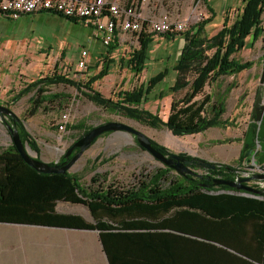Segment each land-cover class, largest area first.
Listing matches in <instances>:
<instances>
[{"label": "rangeland", "instance_id": "rangeland-1", "mask_svg": "<svg viewBox=\"0 0 264 264\" xmlns=\"http://www.w3.org/2000/svg\"><path fill=\"white\" fill-rule=\"evenodd\" d=\"M223 1L214 0L217 12L208 27L209 36L222 29L225 19L232 25L240 14L242 2H233L234 8L221 14ZM205 3V0L200 3L199 0H150L149 8L157 16L169 14L173 21L189 18L188 30H191L202 20L210 19L206 16ZM201 13L204 15L200 16ZM8 39L22 42L17 48H9L36 50L39 62L29 76L26 70H17L20 73L14 75L12 82L4 84L0 81V105L9 107L24 121L40 150L39 153L30 152L44 162L60 157V152L72 139L86 129L105 122L122 121L173 153H185L232 167L240 165L245 133L264 70V6L257 27L246 35L237 34L228 39L225 51L227 70L205 89L217 108L214 124L203 133L188 137H176L164 125L171 110L172 95L160 97L176 81V72L171 66H175L180 57L183 33L167 37L152 35L150 59L143 69L129 65L113 69L115 61H108L106 70H98L93 77L87 73L88 68L75 70L74 63L81 59L83 49L95 57L106 47L101 40L94 38L91 29L82 24L47 13L23 16L16 21L0 15V43ZM39 39L46 44L40 45L36 42ZM130 42V37L126 38V47L124 45L115 52V55H123L124 62L129 60L134 49L140 48V42L135 45ZM166 68V79L159 82L151 93L141 92L152 77ZM4 71L0 69L1 74ZM68 109H71L72 124L62 139L58 125L61 115ZM11 140V134L0 117V264H31L25 261L27 241L35 246L38 253L39 263L34 264H154L155 256L162 253H144V237L132 232L153 227L154 221L150 217L143 219L136 213L156 206L155 203L145 199L110 205L109 208L120 210L118 217H96L91 210L99 202L86 194L91 191L92 172L84 175V192L76 176L70 173L65 179L55 177L53 181L46 177L35 178L34 173L13 160L15 148ZM97 153L119 155L100 170V182L106 179L108 186L129 188L134 176L158 167L153 158L144 157L134 142L122 133L100 139L91 151L86 152L82 163L91 161ZM180 186L185 188L184 182ZM194 192L201 198L202 208L198 212L203 219L206 209L212 208V213L221 211V220L213 217L210 224L216 230L221 229L227 238L231 233L244 231L241 223L248 221L250 215L256 218L264 204V198L262 201L252 200L253 208L246 213L243 212V204L248 198L244 193H215L199 189ZM169 210L172 215L173 209ZM179 211L183 223L174 242L178 255L183 252L184 240L188 236L185 219L191 209L181 204ZM170 216L165 211L161 219L166 220ZM38 223L104 228L106 232H101L99 237L103 248L95 249L94 238L82 237L90 236L88 234L75 236L43 231L34 227ZM200 240L199 263L202 261L203 243ZM222 243L220 246L234 250L230 242Z\"/></svg>", "mask_w": 264, "mask_h": 264}, {"label": "trees", "instance_id": "trees-1", "mask_svg": "<svg viewBox=\"0 0 264 264\" xmlns=\"http://www.w3.org/2000/svg\"><path fill=\"white\" fill-rule=\"evenodd\" d=\"M134 0H128L131 2ZM206 1V0H205ZM242 8L237 20L232 25H229V20L225 19L222 29L215 35L209 36L208 27L212 24L213 19L202 20L191 30L183 33L184 44L180 52V57L176 66L172 68L176 72V81L168 87L166 93H161L160 97L167 94L172 95L171 110L167 121L164 125L176 137H188L203 133L208 130L215 122L217 108L214 105L212 96L205 93V89L212 82L220 78L228 67L227 50L228 39L237 35H246L257 27L261 21L264 0H242ZM67 19V18H65ZM71 22L77 23V20L67 19ZM173 33L165 34V36H172ZM152 35H143L140 37V48L133 50L127 65L143 69L150 59L149 53L152 49ZM115 47H111L110 50ZM124 64V59L121 60ZM168 76V69L161 71L157 76L151 78L147 85H145L141 92L149 94L154 87ZM16 119H21L16 116L15 119L4 117L3 122L5 126H12L20 135L21 141L34 152L39 153L40 150L33 142L28 130L25 126L17 124ZM22 120V119H21ZM153 147L157 151H164L166 148L158 143L153 142ZM18 164V162L13 158ZM237 169L232 166H221L214 170V177L212 181L231 180L236 176ZM218 179H216V178ZM210 182V179H208ZM200 186V182L197 183ZM208 192H231L241 193L236 189H232L226 185H210ZM182 197V196H181ZM264 197V195L262 196ZM181 204L183 207H190L189 215L191 217L189 234L192 236H199L203 224L202 215L198 210L202 208L201 198L195 196L190 200L186 196L182 197ZM262 223L258 230V245L260 247L262 264H264V210L262 211ZM181 216V214H180ZM199 246L197 239L185 240L183 252L180 254L171 253L167 251L155 256L154 264H199L197 261Z\"/></svg>", "mask_w": 264, "mask_h": 264}, {"label": "flooded vegetation", "instance_id": "flooded-vegetation-1", "mask_svg": "<svg viewBox=\"0 0 264 264\" xmlns=\"http://www.w3.org/2000/svg\"><path fill=\"white\" fill-rule=\"evenodd\" d=\"M14 113V112H13ZM16 115V114H15ZM18 116V115H16ZM11 118V117H10ZM21 120V119H20ZM22 121L23 126H25L24 121ZM113 122H120L123 123L122 121H113ZM113 122H105L101 123L93 128H88L86 129L81 135L74 137L72 139V142L65 148V153L61 157H57L56 159H53L52 161L47 162L51 166H57L58 168H62L66 166L73 158L77 157L79 153L81 152L80 148H73L70 153L68 154L69 150L75 146L77 142H79L82 137L90 130L99 127L103 124H109ZM129 127H132L133 129L137 130L139 133L143 134L146 138H148L152 143H157L155 142L152 138L148 137L144 133L140 132L136 127H133L131 125L125 124ZM26 128V127H25ZM122 133L125 136H128V138L134 142V145L138 148V151L143 153L144 157L148 158H153V162H156L155 164L158 165V167L154 168L153 170H147L144 172L141 171L138 175L133 177V184L129 188H121L119 186L115 185H106V179H104L103 183L100 182V173L101 169L103 166H106L109 162L113 161L118 157L119 155L116 153H109V155L104 154L101 155L102 153H97L96 157L93 158L91 161H87V163H82L83 158H85L86 152L89 150L91 151L93 149V145L99 142L100 139L104 137H109L114 134ZM194 136V135H192ZM140 138L138 135L128 132V131H114V132H104L100 136H98L94 142L91 143L88 147L84 149V151L81 153L79 158L75 160V162L72 163V165L68 168V170L65 173L58 174V173H51V174H42L40 171H35V170H28L26 167L22 166L21 164L18 163L21 167L26 169L27 171H31L34 173L35 178H43L46 177L47 179H51V181L54 180L55 177L65 179L67 174H73L76 176V180L79 185L82 186V190L84 189V175L87 173L92 172L93 177L91 179V191L90 193H86L89 195V197L92 200L98 201V205L94 206V209H92V214L95 215L96 217L99 218H116L120 215V210H113L109 208L108 206L110 205H122L126 204L130 201L133 200H149L152 203H155L156 206L150 207V209H144L139 210L137 216H141L143 219H146L148 217L151 218L153 223V227L149 229H145L143 231H133L132 233H137L141 236L144 237V247H143V252L154 255L157 253H165L167 251H171V253H176V248L174 245V242L177 238V235L180 234L178 231L179 226L183 223L181 221L180 217V211L179 208L181 207V201L183 200L182 197L188 198L189 203L190 200L195 197V192L196 190L200 191H207L209 189L210 185L214 183L212 181L214 177V170H217L221 166H232L229 164H217L216 162L212 161H206L204 159H201L206 162H211L212 164L215 165V169H200L196 166H187L184 167L179 161L176 159H173L172 156H179L182 159L185 160H193L197 159L200 157H195V156H189L186 155L185 153H173L169 151L166 147V150L164 151H158L161 153L165 158L166 161H161L153 155H151L145 148H143L140 145ZM244 142V141H243ZM253 144L248 147V159L251 161V164L253 169L248 171L247 169H244V173L248 174V177H244L247 179L250 178H255L251 179L249 183L246 182L247 186H251L253 188L261 189L264 192V188L261 186L255 185L256 181H263L264 182V170L260 167L261 165L258 164V160L260 157V152H261V147H262V141L260 140V137L256 135V137L253 140ZM26 144V143H25ZM159 144V143H158ZM36 159L41 160L39 157L34 156ZM242 149H241V156H240V162L242 160L244 161V158L242 159ZM239 162V163H240ZM259 168V170H258ZM257 169V170H255ZM240 172H243L242 169H237L236 171V176L233 179V181H237V176ZM216 178V177H215ZM210 179V182L208 181ZM218 179V178H216ZM218 181H221L218 180ZM216 181V182H218ZM184 182L185 188H182L180 185ZM200 182V186L197 185V183ZM53 183V182H51ZM53 186V185H52ZM219 186V185H218ZM84 192V190H83ZM224 192V191H223ZM241 192V191H238ZM222 193V192H218ZM242 193V192H241ZM182 196V197H181ZM169 198H172L173 200H168ZM96 203V202H95ZM140 205V204H138ZM173 209L172 215L170 214L169 209ZM119 211V214H118ZM167 212L169 218H166V220L161 219L162 214L164 212ZM212 208L206 209V216L203 219V224L202 228L200 230V233L202 231V237L200 236H192L189 234V231L191 229L190 227V220L191 217L189 215V212L186 216V229L188 231V236L185 237V240L187 239H197L198 242L204 240H209L210 235L213 234L214 236L217 237L219 233L218 230L212 226L210 219L212 217L218 219L217 221L221 220V211H218L217 213H212ZM102 213L107 214L109 213V216H104ZM126 213V212H123ZM101 214V215H99ZM214 214V215H212ZM116 216V217H115ZM141 217H138V219H142ZM55 224V223H52ZM62 225V224H59ZM66 226H72L76 228H88L90 230H100L99 232H106L104 231V228L101 227H88V226H75L72 224L66 225ZM114 232H119V231H114ZM113 233V232H112ZM122 233V232H119ZM185 240H184V246H185ZM187 248L183 249L186 250ZM198 252L200 251L199 246L197 247Z\"/></svg>", "mask_w": 264, "mask_h": 264}, {"label": "crops", "instance_id": "crops-1", "mask_svg": "<svg viewBox=\"0 0 264 264\" xmlns=\"http://www.w3.org/2000/svg\"><path fill=\"white\" fill-rule=\"evenodd\" d=\"M233 2H235V4H238V3H241L242 1L241 0H224L222 4V9H220L221 14H223L227 10L233 9L234 6L231 5ZM213 3H214V0H206L205 4L208 10L206 13V16H208V18H214L213 12L214 13L217 12ZM142 11L146 17H159L156 14H154L153 11H151V9L149 8V2L147 6L143 7ZM41 13H47V14H51V15H55V16H59L63 18V16H60L59 14H56V13H51L47 11H44ZM37 14H40V13H37ZM0 15L7 19H10L6 15L2 14L1 12H0ZM25 16H28V15H25ZM77 23L80 24L78 21ZM86 28L91 29L92 35L94 36V38L98 39L96 38L94 34V29L92 27H86ZM128 37H130V39L133 38L132 35L129 36V35H125V33L118 32L113 44L111 45V47L113 46L115 47L114 49L110 50L111 47L105 46L106 48L104 49V51L100 52L95 57L89 54L90 55L89 63L87 65V68H88L87 73L89 74V76L93 77L96 74V72L101 69L105 71L108 61L109 62L115 61V64L113 65V69H120V66H126L127 61L124 62V64H122L121 62L122 59H125L123 58V55H115V52L120 51L121 48L124 47L126 38ZM36 42H38L40 45L46 44L40 39L37 40ZM21 43L22 42H16L15 40H11V39H8L0 43V47H3V48H0V69L5 70L4 72H2L3 75L0 73V81L4 82V84H8L9 82H12L13 78L15 77L14 75H19L20 71H17V70H26L25 73L27 76H29V72L33 70L37 62H39L37 55H36V50L9 48L11 46L12 47L16 46L17 48L19 47V45H21ZM74 65L76 67L75 70L79 71L77 69V64L74 63ZM129 67H134V66L129 65ZM171 67L173 68L174 66H171ZM12 69L18 73L14 74V71H12ZM2 77L4 80L2 79ZM9 78H12V80L9 81L8 80ZM247 198H248L247 202L244 200V204H243L244 205L243 212H246V213L251 212L252 210L251 208H253V205H251L253 203L252 200L260 199L262 201L264 197L247 196ZM263 210H264V204L262 205V208L259 211V215H257L256 218L255 216L250 215V219H248V221H243L241 223L240 226L244 229V231L242 232L240 231V232L231 233V236L229 238H227L225 234H222L221 229L218 230L220 234H218L217 237L211 234L210 239L204 240V242L201 245V256L200 257H202V261L199 264H262L263 256L261 254L260 247L258 245V242H259L258 230H259V226H261V223H262L261 214ZM212 219L214 218L212 217ZM34 227H38L40 230L48 231V232L71 233L72 235H75V236H82L83 234H88L90 236L86 235L82 237H87L88 239L94 238L95 246H96L95 249H97L98 247L103 248V245L99 238L100 232L99 231L97 232V230H90L88 228H76V227L66 226V225H56L52 223H46V224L38 223ZM227 241L230 242L232 245H234V247L232 246L234 250L233 249L229 250L225 248L224 245H223L224 247L220 246L221 244H223L222 242L226 243ZM28 242L29 241H27V244H26L27 251H25V254L27 256V259L25 261H27V263L31 262V264L39 263V258L37 257L38 253H37L35 246L32 243L28 244Z\"/></svg>", "mask_w": 264, "mask_h": 264}, {"label": "built area", "instance_id": "built-area-1", "mask_svg": "<svg viewBox=\"0 0 264 264\" xmlns=\"http://www.w3.org/2000/svg\"><path fill=\"white\" fill-rule=\"evenodd\" d=\"M148 2L150 0H0V12L15 21L25 15L44 11L56 13L63 18L77 20L85 27H92L96 38L107 47H111L118 32L132 35L131 43L136 44L143 35L179 34L188 31L189 18L173 21L169 14L146 17L142 9ZM88 63L89 53L83 49L77 69L86 70ZM71 124L72 114L71 109H68L61 115L58 125L62 139L69 133L67 128ZM246 176L248 177L247 173L240 172L237 179ZM255 185L264 188L263 181H256Z\"/></svg>", "mask_w": 264, "mask_h": 264}, {"label": "water", "instance_id": "water-1", "mask_svg": "<svg viewBox=\"0 0 264 264\" xmlns=\"http://www.w3.org/2000/svg\"><path fill=\"white\" fill-rule=\"evenodd\" d=\"M0 117H11L12 119L16 118V115L12 112V110L9 107L0 105ZM17 124H22V121L20 119H16ZM7 129L9 130L11 137H12V144L14 146L13 154H14V159L21 164L22 166L26 167L28 170H35V171H40L42 174H51V173H58L62 174L65 173L68 168L72 165L73 162L79 156L81 153L84 151L86 147L91 145L94 140L100 136L104 132H114V131H128L132 132L140 138V145L145 148L153 157L161 160V161H166V158L159 153L154 147L153 143L146 138L143 134L139 133L137 130L133 129L132 127H129L127 125H124L123 123L120 122H113L109 124H103L99 127H96L90 131H88L82 139L73 146L70 151L73 148H80L81 152L79 155L75 158H73L66 166L62 168H58L57 166H51L47 162H44L42 158L41 160H38L32 155L30 152V148L27 146V144L23 143L20 138V135L16 129H13L12 126L8 125ZM257 136L260 137V140L262 141V147H261V152H260V157L258 160V163H261V166L264 170V70L262 72V76L260 79V84H259V91H258V96L257 99H255L252 115H250V120L248 123V129L245 133V138L243 142V147H242V157L244 158V161L240 162V165L238 167H235L236 169H247L250 171L253 169L252 165L249 164L251 161L248 159V147L252 145L254 142V138ZM32 151V150H31ZM65 149L60 152V157L65 153ZM59 158V157H58ZM173 159H176L179 161L184 167L187 166H196L200 169H215V165L212 164L211 162H206L201 160L200 158L193 159V160H185L182 159L179 156H172ZM242 158V159H243ZM251 179L250 178H240L237 181H231V180H221V181H214L216 185H226L231 187L232 189H236L237 191H241L247 196H263L264 192L261 189L253 188L251 186H247L246 182L249 183Z\"/></svg>", "mask_w": 264, "mask_h": 264}, {"label": "bare ground", "instance_id": "bare-ground-1", "mask_svg": "<svg viewBox=\"0 0 264 264\" xmlns=\"http://www.w3.org/2000/svg\"><path fill=\"white\" fill-rule=\"evenodd\" d=\"M259 165H261V163H258Z\"/></svg>", "mask_w": 264, "mask_h": 264}]
</instances>
